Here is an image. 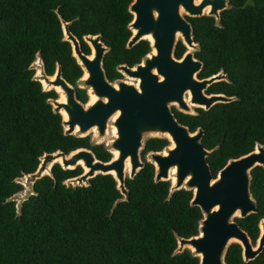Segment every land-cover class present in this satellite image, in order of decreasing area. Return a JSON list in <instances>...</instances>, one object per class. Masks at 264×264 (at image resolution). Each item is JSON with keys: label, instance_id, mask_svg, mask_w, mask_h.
Listing matches in <instances>:
<instances>
[{"label": "trees", "instance_id": "trees-1", "mask_svg": "<svg viewBox=\"0 0 264 264\" xmlns=\"http://www.w3.org/2000/svg\"><path fill=\"white\" fill-rule=\"evenodd\" d=\"M132 0H0V264H199L189 250L175 254L177 236L199 233L203 218L192 206L193 193L179 190L170 195L171 182H155V167L146 161L150 152L169 146L166 138L145 142V166L134 179H126L128 200L117 189L111 175H97L90 186L73 187L64 182L80 176L81 167L64 170L56 164L52 175L34 184L35 195L23 203L10 201L24 191L18 178L36 172L41 157L58 151L70 154L92 150L108 162L112 154L91 137L65 135L63 118L49 103L58 99L55 90L44 91L31 69L40 54L46 73L53 76L60 64L64 79L76 88L78 100L89 96L78 87L83 70L65 40L61 18L91 54L84 41L101 35L108 47L104 70L110 82L123 78L120 65L134 67L151 51L148 41L127 48L132 32L129 11ZM203 63L199 79L223 71L227 81L214 83L207 94L236 99L197 109L195 115L173 107L178 121L191 132L204 130L203 145L212 151L208 163L214 176L231 159L264 145V0H229L221 13V25L213 17L190 18ZM186 47L180 41L175 56ZM251 192L258 212L236 222L254 244L264 219V168L252 171ZM227 264H264V250L253 261L244 262L242 247L232 244Z\"/></svg>", "mask_w": 264, "mask_h": 264}, {"label": "water", "instance_id": "water-1", "mask_svg": "<svg viewBox=\"0 0 264 264\" xmlns=\"http://www.w3.org/2000/svg\"><path fill=\"white\" fill-rule=\"evenodd\" d=\"M228 8L229 0H132L129 6L133 15L129 24L132 36L127 48L148 41L151 51L136 66L120 65L117 69L123 78L133 79L136 84L123 78L110 82L103 66L109 49L101 35L84 37L91 49V54L86 55L80 40L70 31L71 23L61 18L64 38L71 44L73 57L83 70L78 87L88 91L89 100L94 96L96 101L89 104V101L78 100L76 88L64 79L60 64L53 76L47 75L40 54L31 69H38L35 80L41 82L44 91L59 93V89L65 95V101L49 100L54 112L63 118L65 135L84 138L93 132L95 145H99L112 128L114 137L106 148L112 159L100 161L86 148L70 154L61 151L45 154L36 172L17 179L24 187V194L14 195L9 200L17 203L18 214L22 212L23 203L35 195V182L44 176L53 177L52 168L56 164L64 170L83 169L80 176L66 180L65 185L90 186V180L97 175H111L122 200H128L126 179H134L145 166L141 155L148 140L145 139L166 138L168 147L147 155L146 161L155 167L154 180L171 182L170 195L182 189L191 191V205L199 207L203 215L198 235L188 239L177 236L175 254L189 250L199 258V264H227L225 255L229 247L239 244L244 262L255 260L264 250V219L260 222L256 244L236 219L258 212L251 182L253 169L264 168V145L257 144L251 153L229 160L214 176L207 160L212 151L203 145L204 130L191 132L172 110V106H177L178 111L195 115L197 111L192 113V106L208 111L216 104L236 99L224 94H207L210 86L227 81L228 77L221 71L209 78H198L203 63L195 58L199 44L194 40L193 27L188 20V17L209 16L220 26L221 13ZM180 38L187 49L183 57L177 59L175 51ZM128 161L130 169L126 171Z\"/></svg>", "mask_w": 264, "mask_h": 264}, {"label": "rangeland", "instance_id": "rangeland-1", "mask_svg": "<svg viewBox=\"0 0 264 264\" xmlns=\"http://www.w3.org/2000/svg\"><path fill=\"white\" fill-rule=\"evenodd\" d=\"M184 14H185V13H184ZM184 14H183V15H184ZM185 16H186V14H185ZM181 40H182L181 38L178 39V42H180ZM177 44H178V43H177ZM38 73H39V71H38V69H37L35 75H38ZM123 79H124V81H127V82H129V83H134V84L137 83L135 80L130 79V78L126 77V76H124ZM80 83H81V82H80ZM57 91H58V90H57ZM58 92H59V91H58ZM87 92H88V91H87ZM58 94H59V97H60V92H59ZM59 99H60V98H59ZM90 99H91V98H90ZM186 99H187V100L190 99V95H189V94L186 95ZM173 107L177 108V106H172V108H173ZM177 109H179V108H177ZM196 109H197V107L192 106V107H191L192 113H196ZM62 114H63V113H62ZM94 131H95V130H94ZM89 136L91 137L92 143L95 144V140H94V139H95V134L92 132L91 134H89ZM113 137H114V133H113L112 128H110V129L108 130V133H107L106 138L103 139V140H101L99 143L104 144L105 147L107 148L108 144L113 140ZM147 139H149V138L147 137L145 140H147ZM146 159L148 160V156H146ZM126 171H129V170L127 169ZM23 194H24V191H23L22 193H20V196H22Z\"/></svg>", "mask_w": 264, "mask_h": 264}, {"label": "bare ground", "instance_id": "bare-ground-1", "mask_svg": "<svg viewBox=\"0 0 264 264\" xmlns=\"http://www.w3.org/2000/svg\"><path fill=\"white\" fill-rule=\"evenodd\" d=\"M199 2V1H198ZM209 9V8H208ZM208 9H206V11L205 12H207L208 11ZM180 37V36H179ZM148 39L149 40H151V38L150 37H148ZM92 55H93V53H92ZM85 78V77H84ZM59 92H60V101H65V95L59 90V89H57ZM90 101H89V104H92V103H94L95 101H96V98L94 97V96H90ZM63 113V117H64V119H67V116H66V113L65 112H62ZM171 147H172V144L170 145ZM114 157H117V153H114ZM127 169L129 170L130 169V164H129V161L127 162Z\"/></svg>", "mask_w": 264, "mask_h": 264}]
</instances>
